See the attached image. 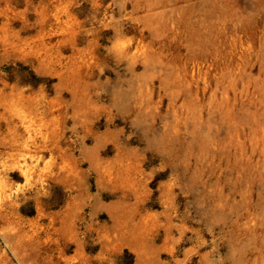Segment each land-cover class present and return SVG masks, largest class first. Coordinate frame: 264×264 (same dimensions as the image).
Returning a JSON list of instances; mask_svg holds the SVG:
<instances>
[{
    "label": "rangeland",
    "instance_id": "obj_1",
    "mask_svg": "<svg viewBox=\"0 0 264 264\" xmlns=\"http://www.w3.org/2000/svg\"><path fill=\"white\" fill-rule=\"evenodd\" d=\"M0 264H264V0H0Z\"/></svg>",
    "mask_w": 264,
    "mask_h": 264
}]
</instances>
